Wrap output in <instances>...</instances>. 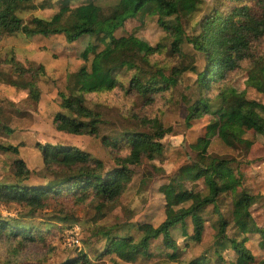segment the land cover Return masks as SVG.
Instances as JSON below:
<instances>
[{"label": "trees", "instance_id": "obj_1", "mask_svg": "<svg viewBox=\"0 0 264 264\" xmlns=\"http://www.w3.org/2000/svg\"><path fill=\"white\" fill-rule=\"evenodd\" d=\"M35 0H0V33H21L26 37L62 35L66 44H73L86 35L95 36L103 45L90 61L89 68L82 66L67 76L64 91L59 92V107L52 120L58 131L98 136L102 123L101 114L87 105L88 95L101 94L116 87L126 93H133L142 104L153 103L158 93H164L175 87L182 76V70L176 64L165 74V65L158 64L155 73L135 64L137 56L136 41L133 34L116 36L125 22L137 15L157 16L158 23L170 36L169 47L164 44L149 46L145 50V59L165 52L168 58L180 55V45L186 42L191 46L192 56L185 54L187 63L197 66L194 81L195 92L182 95L181 103L186 109L185 123L211 115L219 140L227 147L240 146L247 130L262 138L264 143V105L246 97V91H228L235 75L246 73L245 83L264 94V85L259 83L264 74V0H225L228 3L215 6L204 5L203 0H116L108 11L100 4L88 1L76 7H70L72 0H58V11L49 17L32 16L23 20L21 12ZM53 0H41L42 7H50ZM226 8L225 12L221 9ZM202 14V15H201ZM204 14V15H203ZM200 16L195 23V31L186 35L181 25V17ZM169 18V19H168ZM172 20V21H171ZM87 59L86 55L83 56ZM166 63V62H164ZM17 63L13 62L14 67ZM18 71L19 68H15ZM14 85L26 86L28 77L37 81L28 70L20 69ZM128 76L126 85L120 80L119 73ZM23 79L25 80L23 82ZM129 119L135 123L131 129L126 127L119 133L102 137L109 147L125 150L124 155L114 158V167L105 170L102 160L76 148L61 145L41 147L45 170L52 179L42 185L28 183L30 170L19 159L10 167L11 180L0 182V202L25 205L30 210H43L51 204H60L51 208L52 217L58 222H70L74 219L65 210L64 204L73 209L96 199V209L112 210L120 196L129 187L134 170L143 161L154 160L162 154V139L171 133L161 117L139 116L132 113ZM138 129H135V128ZM11 132V130H7ZM201 137L198 143L204 142ZM3 151L18 153L16 146H0ZM233 159L203 155L180 166L177 172L163 185L165 212L187 202L190 205L178 212L167 214L157 225L151 223H118L113 225L95 224L90 235L105 240L104 249L99 257L108 256L114 264L132 262L138 255L148 256L150 244L161 239L168 250L167 260L178 257V245L171 235V229L179 226L181 235L186 237L188 221L191 225L189 238L201 242L204 219L202 212L211 206L217 215L214 226L213 247L215 264H222L221 250L231 247L235 254L232 264H251L254 256L245 246L248 234L258 233L264 239V228L254 222L252 208L264 202V194L253 189H245L243 174L238 165L233 167ZM203 190L194 191L185 187L187 182L200 180ZM231 197L226 210H222L223 197ZM70 202V203H68ZM263 204V203H262ZM12 223H14L12 225ZM53 225L48 224L47 230ZM129 226L127 233H122ZM133 227V229H131ZM228 229L234 230L232 235ZM42 240L41 230L35 226L21 224L16 220L0 219V257L4 264L23 263L25 252L36 239ZM204 252L195 256L186 264H211ZM59 264H93L85 249L74 258Z\"/></svg>", "mask_w": 264, "mask_h": 264}, {"label": "rangeland", "instance_id": "obj_2", "mask_svg": "<svg viewBox=\"0 0 264 264\" xmlns=\"http://www.w3.org/2000/svg\"><path fill=\"white\" fill-rule=\"evenodd\" d=\"M90 0H72L70 7H76ZM101 5L105 11L116 0H91ZM204 5L217 7L228 3L225 0H203ZM41 0L33 1L22 12L23 20L32 16L49 17L60 7L58 0H53L50 7H42ZM207 7V6H206ZM226 8L221 11L225 12ZM202 15V14H201ZM200 15V16H201ZM204 15V14H203ZM200 16L193 18L181 17V25L186 35L196 33L195 23ZM169 19V18H168ZM172 21V20H171ZM133 34L136 41L137 56L135 64L146 68L147 72L155 73L158 64L165 65L163 71L169 74L170 67L176 64L182 70L179 83L164 93L156 95L151 104L143 105L133 93H126L119 87L101 94L88 95L87 105L98 111L102 117L98 136L75 135L54 128L52 120L61 109L59 107V92L64 91L67 85V76L77 71L82 66L89 68L93 55L103 48V45L95 36L86 35L76 43L66 44L62 35L26 37L21 33L11 35L0 33V146L12 145L18 148V153L3 151L0 148V182L11 180L10 167L13 161L21 159L30 170L28 183L42 185L52 179V174L44 168L41 147L46 145H61L63 147L76 148L84 151L92 157L103 161L105 170L110 171L114 167V158L124 155L125 150H118L103 143L102 137L119 133L126 127L135 126L129 119L132 113L139 116L161 117L166 126L171 127V133L164 136L162 143L163 152L156 159L143 161L134 170L129 187L120 196L118 204L104 215L96 209V199L90 198L87 202L72 209L71 204H64L65 210L74 215L75 220L70 222H58L52 217L51 208H57L60 204L51 201V204L43 210H30L25 205L15 202H0V219L5 221L16 220L21 224L35 226L41 230L44 239L38 238L33 245H29L23 259V263L17 264H59L66 259L74 258L78 252L85 249L93 264H114L110 257H99L103 251L105 240L90 235L91 228L95 224L113 225L118 223H151L157 226L167 214L178 212L190 205L187 202L165 212L163 185L177 172L178 168L192 160H197L203 155L233 159L231 166L238 168L243 174L245 189H253L264 194V143L262 138L247 130L240 146L227 147L219 140L215 127L216 123L211 115L190 121V126L185 123L187 114L181 103L182 95L195 92L194 81L197 66L195 63H187L185 54L193 55L191 46L186 42L180 45V55L168 58L167 54H155L149 56V63L145 59V50L149 46L164 44L169 47L171 38L158 23L157 16L142 14L128 19L122 30L117 31L116 36ZM86 55L87 59L83 56ZM13 62L17 64L13 67ZM166 62V63H164ZM19 70L25 69L37 81L29 79L28 85H14L20 83ZM120 80L126 85L128 76L119 73ZM246 73H238L228 87V91H246V97L264 105V94L246 85ZM25 80L23 79V82ZM259 83L264 85V74L261 73ZM135 129H138L137 127ZM11 130V132L7 131ZM203 137L204 142L198 143ZM187 188L203 190L201 179L185 184ZM231 202V197H223L222 210H226ZM70 203V202H68ZM263 203V204H262ZM252 208L254 222L264 228V202ZM204 230L201 242H195L189 238L191 225L188 221V236L181 235V228L177 226L171 229V235L178 245V257L176 260H167L168 250L161 244V239L153 241L149 246V255H138L132 262L121 264H186L195 256H200L207 249L213 247L214 226L217 215L212 212V207H206L202 212ZM14 223H12L13 225ZM53 225L47 230V225ZM133 229V227H131ZM129 226H125L122 233H127ZM132 232L131 230H129ZM234 230L228 229L232 235ZM245 246L254 256L251 264H264V239L258 233L248 234ZM67 240V242H66ZM207 257L211 264H215L214 250H209ZM224 259L222 264H232L235 254L231 247L226 246L221 250ZM0 264H4L0 257Z\"/></svg>", "mask_w": 264, "mask_h": 264}, {"label": "built area", "instance_id": "obj_3", "mask_svg": "<svg viewBox=\"0 0 264 264\" xmlns=\"http://www.w3.org/2000/svg\"><path fill=\"white\" fill-rule=\"evenodd\" d=\"M66 242H67V240H66Z\"/></svg>", "mask_w": 264, "mask_h": 264}]
</instances>
